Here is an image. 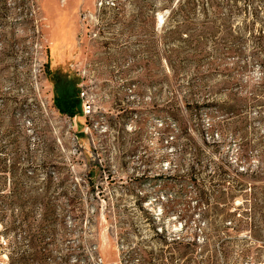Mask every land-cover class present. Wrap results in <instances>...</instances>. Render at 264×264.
I'll use <instances>...</instances> for the list:
<instances>
[{"label":"rangeland","instance_id":"1","mask_svg":"<svg viewBox=\"0 0 264 264\" xmlns=\"http://www.w3.org/2000/svg\"><path fill=\"white\" fill-rule=\"evenodd\" d=\"M262 29L250 0H0V264H264Z\"/></svg>","mask_w":264,"mask_h":264},{"label":"trees","instance_id":"2","mask_svg":"<svg viewBox=\"0 0 264 264\" xmlns=\"http://www.w3.org/2000/svg\"><path fill=\"white\" fill-rule=\"evenodd\" d=\"M227 1H247V0H227ZM250 1H256L258 2V4H262L264 2V0H250ZM180 2H178L179 4ZM213 3V2H212ZM194 5V3H193ZM208 5V2L204 3L203 2V10H206ZM195 6V5H194ZM183 12V9L181 10ZM195 13V12H194ZM193 13V14H194ZM208 25H204V27H202V31L197 32L194 30H191L188 35H187V39L184 40L185 43L189 44V47L191 48V52H190V58L191 61L193 63H196L198 66H201L200 64L202 62H208L207 64L209 65H213V62L210 60L216 53H218V50L215 49V51L208 53V50L205 49V46L207 45L208 42V33L210 30L214 29L216 26L215 25H211V23H209ZM214 33V32H212ZM187 34V33H186ZM240 38H242L243 40H247L246 39V35L244 32L241 33ZM250 38L252 40V44H253V51L256 54L257 59H258V63L260 67L263 68V77L262 79V85H264V30H259L258 33H252L250 35ZM174 70V69H173ZM174 72H176V70H174ZM261 97H262V93ZM264 94V93H263ZM256 101V100H255ZM262 102H264V96L260 99V101L256 102V106H260L261 109H264V104H261ZM260 103V105H258ZM69 105H67L66 109L67 111H69L70 113H68L69 116H74L76 115L74 112L72 113L68 107Z\"/></svg>","mask_w":264,"mask_h":264},{"label":"built area","instance_id":"3","mask_svg":"<svg viewBox=\"0 0 264 264\" xmlns=\"http://www.w3.org/2000/svg\"><path fill=\"white\" fill-rule=\"evenodd\" d=\"M83 107H84V112H85L87 115H90V114L93 112V110H92V105H91L89 102L85 103V104L83 105Z\"/></svg>","mask_w":264,"mask_h":264}]
</instances>
